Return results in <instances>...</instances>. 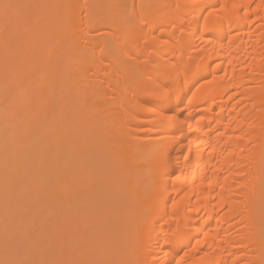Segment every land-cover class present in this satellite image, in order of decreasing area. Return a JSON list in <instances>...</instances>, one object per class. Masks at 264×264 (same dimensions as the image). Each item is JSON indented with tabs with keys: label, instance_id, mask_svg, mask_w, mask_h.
Segmentation results:
<instances>
[{
	"label": "bare ground",
	"instance_id": "6f19581e",
	"mask_svg": "<svg viewBox=\"0 0 264 264\" xmlns=\"http://www.w3.org/2000/svg\"><path fill=\"white\" fill-rule=\"evenodd\" d=\"M10 2L72 7L34 10L43 22L7 49L0 18V260L48 258L17 251L21 228L80 222L109 234L112 259L264 264V0H195L217 6L206 35L180 27L172 6L191 0ZM168 86L182 104L161 128ZM129 209L150 213V238Z\"/></svg>",
	"mask_w": 264,
	"mask_h": 264
},
{
	"label": "snow or ice",
	"instance_id": "6c2138e0",
	"mask_svg": "<svg viewBox=\"0 0 264 264\" xmlns=\"http://www.w3.org/2000/svg\"><path fill=\"white\" fill-rule=\"evenodd\" d=\"M47 7H65L70 8L71 5H41V4H20L12 3L10 0H0V18L3 19L6 33L5 46L6 49L15 43L14 40H9L7 34L12 29L24 28L26 30L34 29L43 22V17L37 15L34 10ZM109 7L117 11L126 8L125 5H109ZM176 10L178 17L187 16L189 22L181 24V28H190L194 23L197 28V34L200 35L201 22H203V34H208L209 19L216 14L217 6L203 7L197 5L195 0H191L188 4H175L172 6ZM226 7V5L220 6ZM209 8L211 10L209 11ZM207 12V17L203 15ZM197 13H200L197 16ZM69 28H71V20L69 19ZM181 89L168 86L166 88L157 89L156 93L160 96V103L170 107H162L159 111L154 113L155 120L161 128H168L176 125L179 122V115L182 101L180 99ZM26 89L7 88L6 96L14 99L16 95L23 94ZM168 159H164L162 164L165 168L170 165ZM128 168L129 179L134 181L135 177L132 175L134 167L126 165ZM175 176L176 180L180 179L175 171L169 173ZM175 207V203L173 204ZM110 212L105 211L103 219L107 221ZM129 215L133 218L134 224H141L143 228L150 230L149 216L150 213L145 212L142 215H136L135 209H129ZM53 217L48 218V222H52ZM150 238V231H148ZM137 242L142 239V234L137 232ZM184 239L183 234H176L171 238L166 236L164 238L165 244L179 245ZM112 239L109 234L99 228H94L91 224H84L77 222L69 230L62 231L58 235L49 236L43 230L33 231L21 228L15 236V247L19 253H32L43 249L48 258L31 259V258H5L0 260V264H141L140 261L112 259L108 258V252L112 247ZM8 240L5 241L7 250ZM159 244V241H157ZM175 264H185L183 257Z\"/></svg>",
	"mask_w": 264,
	"mask_h": 264
}]
</instances>
